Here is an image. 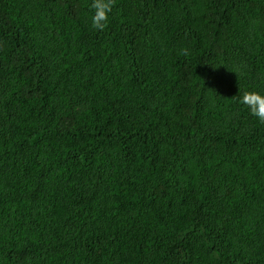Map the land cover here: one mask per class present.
<instances>
[{"label": "trees", "instance_id": "16d2710c", "mask_svg": "<svg viewBox=\"0 0 264 264\" xmlns=\"http://www.w3.org/2000/svg\"><path fill=\"white\" fill-rule=\"evenodd\" d=\"M0 0V264H264V0Z\"/></svg>", "mask_w": 264, "mask_h": 264}, {"label": "clouds", "instance_id": "9594fccd", "mask_svg": "<svg viewBox=\"0 0 264 264\" xmlns=\"http://www.w3.org/2000/svg\"><path fill=\"white\" fill-rule=\"evenodd\" d=\"M113 4L114 0H92L93 12L90 21L93 29L103 30L106 27ZM239 102L245 105L258 121L264 122V92H246L239 97Z\"/></svg>", "mask_w": 264, "mask_h": 264}]
</instances>
